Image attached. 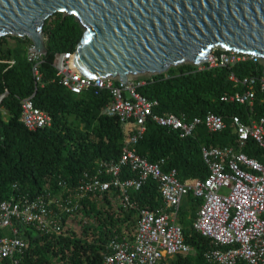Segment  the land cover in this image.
Listing matches in <instances>:
<instances>
[{"label":"trees","instance_id":"1","mask_svg":"<svg viewBox=\"0 0 264 264\" xmlns=\"http://www.w3.org/2000/svg\"><path fill=\"white\" fill-rule=\"evenodd\" d=\"M43 33L47 52L39 65L41 84L38 86L34 82L32 63L26 56L31 41L12 35L0 37V96H3L0 101L3 135L0 201L12 195L35 197L45 190L59 195L71 192L85 170L94 173L99 161L118 159L134 133L133 121L121 122L101 113L110 99L107 90L96 93L95 89H89L74 94L58 82L54 59L56 54L75 51L83 34L78 20L72 14L57 12L45 20ZM7 37L15 40L13 48H4ZM10 60H14L13 64ZM230 72L238 77L261 76L264 63L249 57L231 68L184 63L171 66L162 74L141 77L145 82L137 87L138 92L158 102L152 110L154 116L174 113L190 119L211 111L224 117L227 128L211 133L198 127L193 136L181 138L177 131L160 126L150 118L141 138L133 145L138 155L149 162L163 161L162 169L165 172L175 169L183 184L190 185L205 178L207 167L201 147L231 144L234 133L230 116L239 114L246 118L243 106L220 100L223 94L239 90V86L229 80ZM27 97H32L37 107L50 114L49 126L29 130L22 124L19 119L21 100ZM260 115H264V94L258 92L254 116ZM245 152L259 156L261 151L249 141ZM136 175L137 171H130L128 167L121 170L122 178ZM101 178L109 180L111 174H103ZM59 181H65L66 188ZM127 194L142 207L156 209L163 203L158 184L151 178L143 187L129 189ZM112 195V198L104 196L103 200L91 196L84 199L82 212L85 218L92 220L85 225L84 233L91 229V240L77 237L75 233L46 236L25 230L29 243L22 264L99 262L109 238L114 234L131 235L137 221L136 210H126L119 204L121 191L117 189ZM113 201L117 205L112 204ZM200 205L201 200L191 192L182 200L178 220L185 242L195 248L196 254L177 255L175 264H209L204 261L203 252L213 245L193 228Z\"/></svg>","mask_w":264,"mask_h":264},{"label":"built area","instance_id":"2","mask_svg":"<svg viewBox=\"0 0 264 264\" xmlns=\"http://www.w3.org/2000/svg\"><path fill=\"white\" fill-rule=\"evenodd\" d=\"M34 53L30 44L26 56L32 63L34 82L38 86L41 84L42 55ZM73 55L74 51L55 56L53 65L59 84L74 94L89 89H95L96 93L107 90L110 99L101 113L121 122L133 121L134 133L118 159L99 161L94 173L85 170L71 192L59 195L45 190L35 197L22 194L1 200L0 264H22L29 243L25 235L28 229L38 235L75 233L77 237L91 240L92 230H87L86 234L83 231L81 235L82 228L89 224L83 218L84 199L87 196L98 200H103L104 196L112 198L117 189L123 194L118 198L119 204L137 212L135 229L131 235H112L106 251L101 252V260L84 264H175L177 255L194 256L196 250L185 242L178 220L182 200L189 192L201 200L193 228L213 245L203 252L205 262L264 264V115L254 116L256 95L258 92L264 94V73L238 77L230 72L229 80L239 86V90L223 94L220 100L243 106L246 118L239 114L230 116L234 133L231 144L201 147L207 176L187 185L178 180L175 169L165 172L163 161H147L138 155L133 145L141 138L150 118L184 138L193 136L198 127L211 133L224 131L227 128L224 117L211 111L190 119L174 113L154 116L152 110L158 102L147 99L137 90L145 82L143 76H130L127 86L113 77H90L77 69ZM247 57L264 63L257 55L216 48L199 67L231 68ZM19 119L29 130L51 123L50 114L37 107L32 97L21 100ZM2 139L0 126V141ZM249 141L261 151L259 156H249L245 152ZM124 167L137 171V175L122 178ZM103 174H111V178L104 180ZM149 178L157 182L163 200L156 209L139 206L127 194L129 189L141 188ZM59 184L66 188L65 181ZM77 218L75 225L73 220Z\"/></svg>","mask_w":264,"mask_h":264},{"label":"water","instance_id":"3","mask_svg":"<svg viewBox=\"0 0 264 264\" xmlns=\"http://www.w3.org/2000/svg\"><path fill=\"white\" fill-rule=\"evenodd\" d=\"M57 12L83 29L77 69L124 86L132 75L203 64L216 48L264 61V0H0V37H27L44 56L43 25Z\"/></svg>","mask_w":264,"mask_h":264},{"label":"rangeland","instance_id":"4","mask_svg":"<svg viewBox=\"0 0 264 264\" xmlns=\"http://www.w3.org/2000/svg\"><path fill=\"white\" fill-rule=\"evenodd\" d=\"M14 45H15V40H14L13 38H11V37H7L6 40H5V43L3 44V46H4L5 49L13 48ZM200 65H201V64H200ZM200 65H197V66L199 67ZM136 76H137V77H139V76H151V74H143V75H136ZM115 203H116L115 201L112 202V204L117 205V204H115ZM83 218H84L85 220H87L89 223H91V221H92V220L87 219V218H85V217H83ZM77 220H78V218L73 220L74 223H75V225H77ZM80 229H81V228H80ZM90 230H91V229H89V231H90ZM83 231H84V228H82L81 235H83ZM90 232H92V231H90ZM52 258H53V257H52Z\"/></svg>","mask_w":264,"mask_h":264},{"label":"bare ground","instance_id":"5","mask_svg":"<svg viewBox=\"0 0 264 264\" xmlns=\"http://www.w3.org/2000/svg\"><path fill=\"white\" fill-rule=\"evenodd\" d=\"M27 44V43H26ZM27 51V50H26ZM149 161V160H148ZM110 177V176H109ZM107 179H108V177H106ZM142 187H143V185H142ZM131 196H132V194H131ZM4 200V199H3ZM198 233V232H197ZM114 234V233H113Z\"/></svg>","mask_w":264,"mask_h":264}]
</instances>
